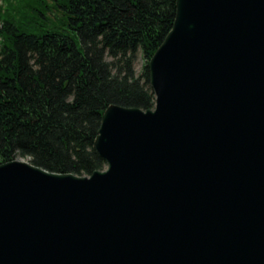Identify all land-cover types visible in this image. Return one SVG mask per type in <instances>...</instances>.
Wrapping results in <instances>:
<instances>
[{
	"label": "water",
	"instance_id": "water-1",
	"mask_svg": "<svg viewBox=\"0 0 264 264\" xmlns=\"http://www.w3.org/2000/svg\"><path fill=\"white\" fill-rule=\"evenodd\" d=\"M149 70L104 170L0 165V264H264V0H177Z\"/></svg>",
	"mask_w": 264,
	"mask_h": 264
},
{
	"label": "trees",
	"instance_id": "trees-1",
	"mask_svg": "<svg viewBox=\"0 0 264 264\" xmlns=\"http://www.w3.org/2000/svg\"><path fill=\"white\" fill-rule=\"evenodd\" d=\"M176 12L177 0H3L0 165L104 170L95 149L103 114L155 107L149 62Z\"/></svg>",
	"mask_w": 264,
	"mask_h": 264
},
{
	"label": "rangeland",
	"instance_id": "rangeland-1",
	"mask_svg": "<svg viewBox=\"0 0 264 264\" xmlns=\"http://www.w3.org/2000/svg\"><path fill=\"white\" fill-rule=\"evenodd\" d=\"M79 45H80V43H79ZM143 64H144V62H143L142 58H140L138 63H137V65H136V71H137L138 74L141 73Z\"/></svg>",
	"mask_w": 264,
	"mask_h": 264
}]
</instances>
